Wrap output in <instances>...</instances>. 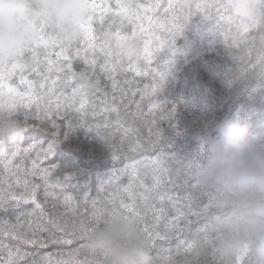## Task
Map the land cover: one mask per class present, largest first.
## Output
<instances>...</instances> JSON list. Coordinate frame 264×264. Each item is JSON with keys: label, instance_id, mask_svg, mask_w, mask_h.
<instances>
[{"label": "snow or ice", "instance_id": "obj_1", "mask_svg": "<svg viewBox=\"0 0 264 264\" xmlns=\"http://www.w3.org/2000/svg\"><path fill=\"white\" fill-rule=\"evenodd\" d=\"M197 13L202 14L206 20L214 22L213 30L218 35L224 31L225 22L236 24V33L234 35L230 32L225 34L222 41L234 60L241 62L239 69L232 70V80L242 79L257 65L264 64V46L258 47L256 44V37L264 36V0H146L145 3L136 4L134 7L124 0H115V3H111L110 0H92V8L84 24L83 34L77 42H65L52 29L44 26L45 40L40 45L32 46L26 50L25 53H31L34 63L43 64L46 68L43 73L38 67L32 69V72L40 77L39 82L25 77L24 70L27 68V64L23 58L8 66L0 65V89H8L16 95L18 100L16 107L25 122V133L31 134L35 130L47 133L43 139L36 140L27 148L21 149L19 145L16 146L12 153V159L22 154L28 156L33 152H35V157L31 159L30 168L16 166V173L22 172L25 177L15 181L22 191L19 193L12 191V184H8V190L0 188V213L10 212L16 216L17 220L16 225H11L3 217H0V264H29L25 259L29 253H21L19 247L21 244L38 245L42 248L46 243L68 245L74 241H82L83 236L91 230L93 223L101 218L109 206L113 210L135 216L140 220L153 248L156 249L158 244L160 245L156 254L157 264H175L176 255L181 253L185 256H197L200 245L207 238V223L196 229L191 242L188 239L181 240L180 238L186 232H191L195 222L201 219L207 220L212 208L211 194L207 193V203L195 196L192 191L182 198L183 203L179 202L180 197H168V199L174 200L170 212H166L164 209H150L147 204L148 198L145 197V209L151 210V218H149L147 210L142 214L138 209L136 196L133 192L137 184L147 189V185L138 175L139 166L143 165L150 170L153 187L160 186L161 177L164 174L171 177L173 170L169 166L168 157L162 153L144 155L140 161L132 160L133 154L152 153L153 148L169 139V135H165L156 125L151 111L147 116L144 115L141 101L146 96L151 100L152 95L163 90L165 82L172 74L176 56L180 52L175 47V40L183 34L188 21ZM106 16L111 17L109 27L116 29L117 37L121 39L140 37L143 39V56L141 58L125 61L118 51H113L109 41L94 35L93 22L99 21L103 24ZM127 26H131L130 34L123 32ZM250 29H254L255 34L249 35ZM57 48L59 51H56ZM236 48H241L244 55L237 56L234 51ZM166 49L171 53L169 58L164 60L162 65L158 62L155 70L151 69L153 59ZM41 51L43 52L42 61L38 59ZM98 53L103 54L104 63L100 67L107 74L112 88L111 93L105 91L99 86V78H97L93 89L102 94L99 106L89 103L86 99V84L90 82L91 76L96 72ZM114 55L117 57L115 61L112 59ZM77 58L85 66L80 72L73 68V61ZM141 60L144 62L145 72L139 70ZM125 63L128 65L125 70H130L136 75L152 72L155 83L140 89L135 85L134 80L118 82L113 73L121 69ZM16 70L20 71V80L19 85L13 87L6 81L11 80ZM21 86L23 87L21 88ZM65 88H70V93L65 94L60 91ZM58 91L59 95H57ZM138 94L140 100L136 99ZM165 103L168 105V108L164 109L165 118L168 119L169 129H171L175 103L170 100H166ZM133 105H135V111H132ZM69 112L76 113L75 123L68 119ZM111 113L116 114L115 122L107 119ZM90 118L101 122L89 123ZM129 118L132 119V124L128 123ZM137 119L141 120L143 126L148 129L146 137L142 135L140 128L135 127ZM57 120H67L68 131L63 133L64 138L75 133L78 129L84 128L109 146L114 161L119 160L122 155L128 156L132 160L123 169L118 170L121 174H127L129 180L127 185H120L121 176L115 175L117 170H114L109 179L100 182L96 198L84 197L83 203L86 206L90 204V214L79 213L74 198L66 193V189L72 185V175L66 174L53 182L52 176L57 166L52 164H49L48 167L43 166L44 162L52 157L56 145L60 142L62 125L57 123ZM109 128H115L122 133L119 146L113 143L108 136L102 134L101 129ZM45 142L48 144L47 148L43 147ZM0 163L5 169L11 171L12 160L0 161ZM176 175L178 178L179 172ZM113 184L117 185V192H122L125 195L119 196L116 193H109L107 196L101 195L105 192L106 186ZM196 188H199L197 183L187 185V189L194 190ZM41 189H43L46 199L49 197L60 199L49 189L61 190L66 209L70 210L74 216L82 218L73 221L51 218L48 223L53 226V231H49L43 226L33 229L31 224H29V231H23L20 220L24 213L19 212L21 204L31 203L35 206L40 217L48 216L44 204L38 199V192ZM126 198L131 202H125ZM35 214L34 212L33 215ZM43 232H48L47 241L39 235ZM5 237L17 241V245L14 247L11 244H6ZM173 238L180 241L175 249L162 246L163 242H170ZM82 250L83 244L81 243L79 249L69 254L70 260L56 261V264H101V262L95 259L90 260L87 257L83 260L76 259ZM162 253H167V255L163 256ZM43 259L47 261L48 258L44 257ZM32 264H36V262L32 261Z\"/></svg>", "mask_w": 264, "mask_h": 264}, {"label": "trees", "instance_id": "obj_2", "mask_svg": "<svg viewBox=\"0 0 264 264\" xmlns=\"http://www.w3.org/2000/svg\"><path fill=\"white\" fill-rule=\"evenodd\" d=\"M110 2L115 3V0H110ZM124 2L128 3L129 0H124ZM145 2L146 0H135V4ZM110 22V16L105 17L103 24L99 21L93 22L94 35H98L102 39L109 32L115 35L116 29L109 27ZM223 27L224 31L218 35L213 30L214 22L206 20L202 14L193 15L188 21L183 34L175 40V47L180 52L176 56L172 74L169 75L165 82L163 90L156 95H152L151 100L146 96L141 101V109L144 115L147 116L149 111H151L156 125L159 126L165 135H169V139L153 148L151 150L152 153L133 154L132 160L140 161L144 155L162 153L168 157L169 166L173 170L171 177L168 174H164L161 177L160 186L153 187L150 170L143 165L139 166L138 175L143 179L144 184L147 185V189L137 184L133 192L136 196L138 209L142 214L147 210L149 218H151L150 209H164L166 212H170L174 200H170L168 197H180L179 202L183 203L182 198L188 195L189 191H192L195 196L207 203L206 191L200 187L194 190L187 189V185L196 184V166L198 163L206 161L208 155L207 144L203 143V141L218 137L219 126L225 121L250 122L253 131L264 132V64L257 65L244 78L232 80L231 72L234 68L239 69L241 62L234 60L222 41L225 34L230 32L234 35L237 27L236 24L227 22L224 23ZM130 31L131 26H127L123 30L124 33L129 34ZM253 34H255V30L250 29L249 35ZM137 39L143 45V39L140 37ZM110 43L113 51L117 52L114 43ZM56 51H59V48ZM234 51L237 56L244 55L241 48H236ZM170 55L171 53L167 49L158 54L151 62V69L155 70L158 62L162 65L163 61L168 59ZM38 59L43 60L42 51L39 53ZM53 59H55V56H53ZM112 59L115 61L117 57L114 55ZM96 60V72L91 76L90 82L86 84V99L89 103L99 106L102 94L95 92L93 89L97 78H99V86L102 89L111 93L112 88L111 81L100 67L104 63L103 54L98 53ZM23 61L27 64V68L24 70L25 77L39 82L40 77L32 72V69L38 67L40 72L43 73L46 71L44 65L34 63L31 53H25ZM139 64V70L145 72L144 62L141 60ZM84 67L80 59L77 58L73 61V68L77 72L82 71ZM127 67L128 65L125 63L121 69L113 73L118 82L134 80L135 85L140 89L155 83L152 72H147L145 75H136L130 70H125ZM19 80L20 71L16 70L11 80L6 81V83L15 87L19 85ZM60 91L67 94L70 93L71 89L65 88ZM57 95H59V91ZM136 99L140 100L139 94ZM166 100L175 103V113L171 121L173 127L171 129H169L168 119L165 118L164 109L168 108L165 103ZM153 105H156V107H153ZM132 111H135V105L132 106ZM68 119L75 123L77 120L76 113L69 112ZM107 119L115 122L116 114L111 113L107 116ZM100 122V120L89 119V123ZM57 123L62 125L60 128V142L56 145L52 157L45 161L43 166L48 167L49 164L57 166L52 176L53 182L58 177H63L66 174L72 175L73 182L66 189V193L74 198L79 213L90 214V204L86 206L83 203L84 197L91 196V198H96L100 182L109 179L114 170H117L115 175L121 176L120 185H127L129 182L127 174H121L118 170L123 169L132 160L128 156L122 155L119 160L114 161L109 146L102 139L84 128H80L75 133L64 138L63 133L68 131L67 120H57ZM128 123H133L131 118H129ZM135 127L141 129L143 136L146 137L148 135V129L143 126L141 120L137 119L135 121ZM101 132L119 146L122 136L119 130L109 128L107 130L101 129ZM46 135L47 133L42 130H35L31 134L25 133L19 147L21 149L27 148L36 140L43 139ZM43 147H48L47 142L43 144ZM13 151L14 149H10L7 157H0V161L3 162L12 160L11 171L5 169L3 164L0 163V188L8 190V184H12L13 188L11 190L19 193L22 189L15 184V181L25 177L22 172L16 173V166L30 168L31 159L35 157V152L30 153L28 156L22 154L12 159ZM177 172H179L178 178ZM49 191L60 197V199H53L52 197L46 199L43 189L38 192V199L44 204L45 211L48 213L47 217H40L35 210V206L31 203L21 204L19 212L24 213L20 220V224L23 225V231H29V224H31L33 229L43 226L49 231H53V226L48 223L51 218L67 221L82 218L74 216L70 210L66 209L61 190L49 189ZM109 193H116L119 196L125 195L122 192H117V185L115 184L106 186L105 192L101 193V195L107 196ZM145 197L148 198L147 204L150 209H145ZM161 197H164V199H161ZM125 202L131 201L126 198ZM34 212L36 213L35 215H33ZM0 217H3L11 225L17 224L16 216L10 212L0 213ZM205 223H207V220L203 219L195 222L192 225L191 232H186L180 239H188L191 242L195 236L196 229L202 227ZM209 232L210 228H208L206 239L209 238ZM39 235L47 241L48 232L39 233ZM4 242L14 247L17 245V241L10 240L7 237L4 238ZM179 242V240L173 238L170 242H163L162 246L175 249ZM81 243L82 241H74L68 245L46 243L42 248L38 245L21 244L19 247L21 253H29L25 257L29 264H32V261H35L36 264H56V261L70 260L69 254L79 249ZM159 248V244L156 249L153 248L155 255ZM162 255L166 256L167 253H162ZM44 257L48 258L47 261L43 259ZM85 257L90 260L95 259L102 264V258L93 257L83 250L76 259L83 260ZM192 264H216V261L209 251H204L194 257ZM239 264H250V262L248 258H244L239 261Z\"/></svg>", "mask_w": 264, "mask_h": 264}, {"label": "clouds", "instance_id": "obj_3", "mask_svg": "<svg viewBox=\"0 0 264 264\" xmlns=\"http://www.w3.org/2000/svg\"><path fill=\"white\" fill-rule=\"evenodd\" d=\"M135 6V0H129ZM92 8V0H0V65L23 58L46 37L44 26L65 42H77ZM124 59L143 56L137 38L121 39L109 32ZM264 46V36L256 37ZM17 97L0 89V157H7L23 140L25 122L17 109ZM209 138L206 161L198 163L195 180L211 194L207 216L209 238L199 253L209 251L216 264H264V132L253 131L250 122L227 120ZM83 251L102 258V264H157L153 245L135 216L108 208L82 239ZM198 253V254H199ZM194 257L177 254L175 264H192Z\"/></svg>", "mask_w": 264, "mask_h": 264}]
</instances>
